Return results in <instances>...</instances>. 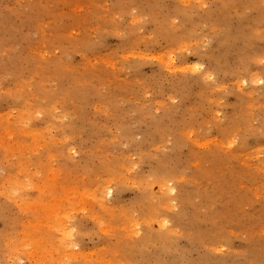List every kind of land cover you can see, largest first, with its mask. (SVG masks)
<instances>
[{"label":"rangeland","instance_id":"374dc122","mask_svg":"<svg viewBox=\"0 0 264 264\" xmlns=\"http://www.w3.org/2000/svg\"><path fill=\"white\" fill-rule=\"evenodd\" d=\"M0 264H264V0H0Z\"/></svg>","mask_w":264,"mask_h":264},{"label":"bare ground","instance_id":"6f19581e","mask_svg":"<svg viewBox=\"0 0 264 264\" xmlns=\"http://www.w3.org/2000/svg\"><path fill=\"white\" fill-rule=\"evenodd\" d=\"M103 191V190H102ZM102 195V194H101Z\"/></svg>","mask_w":264,"mask_h":264}]
</instances>
